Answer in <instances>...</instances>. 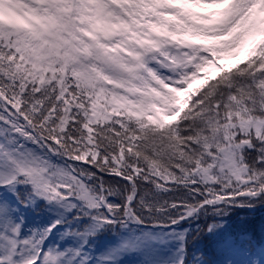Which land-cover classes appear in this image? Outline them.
Instances as JSON below:
<instances>
[{
    "label": "snow or ice",
    "instance_id": "snow-or-ice-1",
    "mask_svg": "<svg viewBox=\"0 0 264 264\" xmlns=\"http://www.w3.org/2000/svg\"><path fill=\"white\" fill-rule=\"evenodd\" d=\"M258 206L264 0H0V264H264Z\"/></svg>",
    "mask_w": 264,
    "mask_h": 264
},
{
    "label": "trees",
    "instance_id": "trees-1",
    "mask_svg": "<svg viewBox=\"0 0 264 264\" xmlns=\"http://www.w3.org/2000/svg\"><path fill=\"white\" fill-rule=\"evenodd\" d=\"M228 234L231 235L236 243L240 242L241 237L246 243L250 239L257 247L263 245L264 241V207H257L252 211L237 210L226 218ZM195 229V224L192 225ZM244 242V243H245ZM199 247L206 248L209 251L211 259L218 258L215 247L210 245L207 240L202 241Z\"/></svg>",
    "mask_w": 264,
    "mask_h": 264
},
{
    "label": "rangeland",
    "instance_id": "rangeland-1",
    "mask_svg": "<svg viewBox=\"0 0 264 264\" xmlns=\"http://www.w3.org/2000/svg\"><path fill=\"white\" fill-rule=\"evenodd\" d=\"M241 59H243V57H241ZM221 63H222V64H224V63H234V61H221ZM212 74L215 75V72L213 71ZM243 239H244V238L241 237L240 242L237 243V247H238V248H241V249H242L243 247L246 246L247 243H246L245 241H243ZM244 242H245V243H244ZM263 245H264V241H263ZM234 258H235V259H243L244 257H243L242 255H237V256H235Z\"/></svg>",
    "mask_w": 264,
    "mask_h": 264
}]
</instances>
